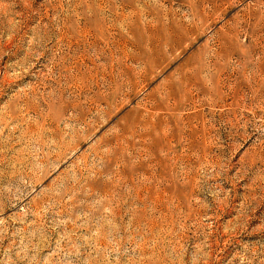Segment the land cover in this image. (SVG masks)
I'll return each mask as SVG.
<instances>
[{"label":"rangeland","instance_id":"obj_1","mask_svg":"<svg viewBox=\"0 0 264 264\" xmlns=\"http://www.w3.org/2000/svg\"><path fill=\"white\" fill-rule=\"evenodd\" d=\"M0 264H264V0H0Z\"/></svg>","mask_w":264,"mask_h":264}]
</instances>
